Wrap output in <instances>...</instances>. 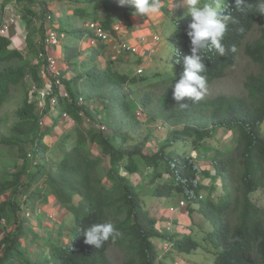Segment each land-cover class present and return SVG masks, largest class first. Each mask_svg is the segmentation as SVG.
<instances>
[{
	"label": "trees",
	"instance_id": "trees-1",
	"mask_svg": "<svg viewBox=\"0 0 264 264\" xmlns=\"http://www.w3.org/2000/svg\"><path fill=\"white\" fill-rule=\"evenodd\" d=\"M1 1L2 10V6L4 8L12 0ZM170 1L161 0V11L166 14L164 6ZM76 2L81 5L74 12L79 19L100 21L108 32L116 22H128L134 17L133 9L121 6L119 0ZM258 2L242 0V7L237 10L236 0H223L235 23L229 24L222 43L226 48L234 45L237 51L223 57L211 48L204 51L206 71L202 75L207 77L209 87L235 65L237 54L244 47L247 58L261 71L246 78L245 96L218 95L196 103L187 97L180 102L173 99L174 83L183 71L182 58L190 54L186 31L191 17L185 13L176 21V29L170 36L175 48L170 63L177 67L178 75L159 72L154 74L155 82H152L122 73L115 68L116 63L110 61L103 71L94 66L66 81L74 101L62 100L60 107L75 119L76 126L63 134L59 143L61 155L56 164L50 166L46 163V153L51 148L45 139L57 125L54 122L41 125L38 103L30 98L31 91L26 83L29 77L35 86L43 85L41 67L33 64L36 57L28 59L12 48L9 37L0 35V109L19 88L24 94L23 105L16 113L20 122L13 128L16 137L1 138L0 148H12L22 144L18 138H25V142H32L34 155L30 158L25 148H20L19 159L23 160V165L19 166L18 159L15 160L12 165L16 171L12 178L0 179V198L9 194V199L0 203V224L3 217L9 221L14 217L15 222L12 229H3L0 264H112L108 252L110 244L124 251L125 264H164L159 261L161 247L155 241L167 240L171 242V249L166 256L173 252L197 253L203 246L200 240L191 235L179 239L159 230L157 219L146 210L141 191L130 178L139 173L143 185L151 188L154 198L172 201L188 198L190 205L197 203L192 213L202 215L211 226L210 230H204L202 238L214 257L212 264H264V209L253 199L255 193L264 189V16L257 12ZM100 10L105 12L104 19L99 16ZM26 11L31 17L22 14V19L30 27V19L39 20L40 16L30 9ZM47 12L45 9L44 14ZM257 25L259 36L249 42ZM69 34L81 38L84 35L73 31ZM25 40L29 53L37 56L31 32ZM80 54L78 48L68 47L64 59L68 64H78L81 63ZM86 62L93 64L95 59ZM144 82H149L147 87L153 92L160 90V96L145 91L136 99L129 88ZM80 93L89 103L105 101L104 112L95 117L90 107H78L76 101ZM141 109L150 120L162 121L165 127L173 128L160 148L151 153L146 152L149 139L133 149L126 148L131 132L142 122L138 114ZM81 111L95 122L90 129L82 128ZM100 124L112 135L107 137L101 132ZM24 126L28 129H23ZM179 126L183 129H178ZM220 130L232 136L231 144L223 150L207 143L216 139ZM71 143L73 146L68 150ZM93 146L100 148L101 154H91L89 149ZM192 150L214 154L207 161L215 174L211 168L198 165L189 154ZM105 158L108 159L106 173ZM201 178L219 179L225 198L220 196L215 200V190L203 185ZM206 191L209 196L201 199ZM19 196H24L23 202L19 201ZM51 198L73 215L74 223L61 222L62 229L47 231L48 239H44L32 229V219L22 215L21 210L26 207L35 214L38 206L47 205ZM44 218V214L39 215L37 220L43 223ZM103 221L112 222L119 232L115 242L110 239L100 248L86 244L83 230ZM67 230L70 234L65 233ZM54 234L58 239H54ZM65 238L69 239L68 244L62 241ZM26 240L29 246L25 245ZM31 247L37 248L33 255Z\"/></svg>",
	"mask_w": 264,
	"mask_h": 264
},
{
	"label": "rangeland",
	"instance_id": "rangeland-1",
	"mask_svg": "<svg viewBox=\"0 0 264 264\" xmlns=\"http://www.w3.org/2000/svg\"><path fill=\"white\" fill-rule=\"evenodd\" d=\"M49 2L50 3H46L45 5H51V4H54V2H56L57 4H61L60 6L62 9H64V6H65V10L73 11V12L77 9V7L81 6L76 2V0H53V1H49ZM202 2H204V1L202 0ZM178 4H179V2L175 1V0H171L170 2L165 4L164 7L167 11V14L165 11H163V13L166 14L165 20L162 21V23H160L158 25H151L152 27L154 26V29H152L151 26L149 27L152 29L151 37H153L154 35H160L162 37V42L158 43L155 46V48H154L155 52L152 54L151 59L148 62L144 63L143 74H140V75L136 74L139 66L141 64H143L139 55L126 54L123 52H120L119 54H117V53H112L111 50L110 51L106 50L103 54V57L99 58L98 55H96L95 57H92L91 52L93 50H87V52L81 53L82 55L80 58H81L82 66L75 67L74 76L75 75L77 76L81 73H84L88 69L89 70L92 69L94 66H97L100 70L103 71L107 68L108 63L110 61H113L111 59L112 57H116V60L114 61V63H116L115 68L119 69L122 73H128L131 75L139 76V77H141V79L146 78V79H149V81L155 82V80H153L154 74L159 73V72L160 73L162 72V73L168 74V75H170V74L171 75L175 74V76L178 75L179 71H178L177 67L170 63V59H171V57L175 51L174 46L170 42V36L176 29V21L181 20V18H183L184 14L187 12V9L184 7L178 8ZM17 11L20 12L19 8H17ZM23 14H24V12H23ZM172 15H173V17H172ZM25 16H29V18L31 17L29 13H27V15H25ZM99 16L101 19H104L105 18V12L103 10H100ZM142 18H145V17H142ZM79 20H81V19H79ZM30 21H31V26L34 25L35 27H38L40 25V21H37L36 19L35 20L30 19ZM76 21H78V20L76 19ZM133 22H134V20H133ZM78 23H79V25L84 27L85 22L83 20L78 21ZM123 25L125 26L126 24L123 23ZM31 26H30V30L33 31ZM63 28L67 30V28L65 26ZM77 32L84 33L85 38H86L85 40H87L88 34L85 30L77 31ZM258 36H259V27L257 25L255 27L254 31L249 36L248 41L249 42L254 41L256 38H258ZM24 37H27V32H24ZM11 39H12V37H11ZM70 40L72 43H74L76 40L75 36L72 35ZM85 40H83V42H86ZM151 40H152V38H151ZM12 42H13L12 48L18 49L19 51H21L23 53V55H25L28 59L32 60L36 57L32 53H29L27 42H26V40H24V38L20 41V39L14 37ZM89 42H90V40H89ZM67 43H70V42H67ZM88 56H89V58H88ZM87 58H88V61H90V59H96V60L93 64H91V63L86 62ZM33 62H34V60H33ZM260 72H261L260 68L257 67L256 65H254L252 63V61L247 58V56L245 55V49L243 47V48H241V50L238 54L235 65L230 67L227 70V72L225 73V76L222 79L217 80L213 85L207 87L206 93H205L203 98L204 99L205 98H213V97H216L218 95L245 96L247 94V91L244 87V83L246 81V78L251 74H258ZM167 78H168V76H167ZM26 79H27L26 80L27 87H28V89H30V91H32L35 85L29 77ZM160 81H161V79H159V82ZM148 83L149 82H144V83H141V84H138V85H135V86H132L129 88L131 91H133V93H135L134 96L136 97V99H139L140 98L139 96H141V94L144 93L145 91H149V92L154 93L155 97L160 96V94H161L160 90L157 92H153V90H151V88L147 87ZM84 90H85V92L87 91V89H84ZM88 92L89 91H87V93ZM23 101H24V94L22 93L21 88H19L15 93H12L9 100L6 102V104L3 106V108L0 109V139L3 137L15 139L16 134L13 133V128L15 125H17L20 122V120L16 116V113H17L18 109L20 107H22ZM105 105H106V102L103 100H96V101L91 103V107L94 110L95 117H99L100 113L102 114L104 112V110H102V109L104 108ZM99 109H100V111H99ZM38 111L40 113L39 109H38ZM140 120L142 122L140 123L139 127L136 130H133L131 132V140L128 142L126 148L127 149H133L136 146L142 145L146 139H149L148 143H147V151L146 152L151 153L154 150H158L160 148V146L163 144V142L167 139L170 131L173 128L170 126L165 127L164 123L162 121L150 120L148 118L146 112L140 117ZM91 126H94V124L90 123L89 121H86L84 124L82 123V128L90 129ZM57 127H59V128L61 127V131L63 133H61V131L59 132L58 130L56 132L53 131L52 134L50 136L46 137V139H45L46 143L51 148V150L48 151V153H46V158H47L46 163L48 166L56 164V162L59 159V156L61 155L59 143L63 139L62 134L69 132L68 130L71 131L74 129V127L71 129L67 128V126L65 124H58ZM23 129H28V126H24ZM178 129L182 130L183 126H179ZM263 130H264V125H263ZM124 131H126V130H124ZM111 135L112 134L110 132L106 133L107 137H109ZM59 136L61 137L60 140L57 139ZM17 140L20 141L22 144L18 143L16 145H14L12 148H10V147L0 148V179L5 178L7 180H10L12 178V174L16 171V169L12 165V163L15 160L18 159L17 164L19 166L23 165V160L19 159V155H20L19 149L20 148H25L29 157H30V155L32 157L34 156L33 155V144L31 141L25 142V138H18ZM231 140H232L231 133L226 132L224 130H220L216 136V139L209 140L207 143H209L212 146H216L217 148H220L223 150L225 146H228L231 144ZM71 146H73L72 143L67 147V149L68 150L71 149ZM89 151L91 154H93L95 156H98L99 153L101 154V150L97 146L90 147ZM189 154L192 155V157H194V156L197 157L196 162L198 163L199 166H201L205 169L211 168L212 173L215 174L214 168L210 167V165H209L210 162L207 161L208 157L209 156L214 157V154H207V153L205 154L201 150H192L189 152ZM107 162H108V159L105 158V160H104V166H105L104 167V173H106L108 171V167L106 164ZM34 163H35V161H34ZM124 175L126 176V174H124ZM130 178L133 181V184L138 187L139 191H141L140 192L141 196L143 197V199L146 203L145 208L147 211H149L151 216L155 217L157 219V221L159 222L160 217L157 216V215H159V214H157V210H159L161 212L163 209H165L164 212H167L166 214L169 215L168 208L171 205H173L174 200L173 201L171 200L172 201L171 203H168L167 201H165L162 204V201L166 200V198H162V199L154 198L153 192L151 191V188H148L146 185H143L142 176L140 173L134 174V175L130 176ZM207 180L208 179L201 178L203 185H206V187H213V189L215 190L213 198L215 200H217L221 196L224 199L225 198L224 196L226 194L224 195L223 189L221 187V181L219 179L214 180V181L213 180L207 181ZM153 187H155V185ZM24 189L26 190V188H24ZM207 195L209 196L207 191L202 193L203 198H205ZM23 197L24 196H19V201L23 202V200H22ZM8 199H9V194H5L4 196H2L0 198V203L2 201H7ZM253 199L258 203V205L261 208L264 209V189H261L257 193H255L253 195ZM50 201H51V204H50V202L47 205L40 204L38 206V209H37L35 214H33L29 210H27L26 207H23V210H21L22 215L26 214L27 216H29V218L32 219V229L35 232H37L38 234H40L41 237L44 239L45 238L48 239L47 231H53L54 232V231H59L60 229H62L61 225H60L61 222L67 221V223L64 222L67 225L70 223H74V217L72 214L69 215L65 210H63L61 208L59 209V207H57L56 200L54 198H51ZM188 204L190 205L191 202H188ZM193 205H195V207H197V203H194ZM160 207L162 209H160ZM65 212L69 216L64 214ZM43 214H44L45 218L43 220V223H40V221L37 220V218L39 215H43ZM200 216H202V215H200ZM21 217H23V216H21ZM195 218H196V220H194V221H197V220L202 221V219L198 218L197 216H194V219ZM3 219H4V222L0 224V227L2 229H4V227H7L8 229H12L13 225L15 223L14 217L12 218L11 221H9L7 218H4V217H3ZM199 226H204V222H199L197 225H195L194 232H192V233L195 234L196 239H198L202 242L203 246H202V248H200L198 250L197 253L191 255L188 259H189V261H191V264H212L214 257L211 253H209V247L207 246V244L204 242V240L202 238V237H204L203 229L201 230L199 228ZM158 227L159 228L161 227L162 229H167L171 233H173V228L169 227L168 225H162V226H158ZM207 232H206V234H207ZM0 233H2V231ZM65 233L70 234L69 230H67ZM182 237L183 236L179 237V239ZM30 238H31V236L29 237V239ZM54 239H58V235L54 234ZM28 241L27 240L25 241L26 246H29ZM62 241H64L65 244L69 243V239H67V238L63 239ZM155 244L157 246H159L160 242L155 241ZM167 247L169 250L171 249V245H168ZM30 249H31L30 250L31 255H33L37 251L36 247H31ZM169 250L166 251L165 249L164 250L161 249V251L159 252V256H160L159 261H164V264H172V261H171L172 260V254L169 255L168 257H166V255H165V253L169 252ZM108 252H109V258H110V261L112 264H125L126 255L122 249L115 247L113 244H110ZM209 260H211V262H209ZM158 264H160V262H158Z\"/></svg>",
	"mask_w": 264,
	"mask_h": 264
},
{
	"label": "built area",
	"instance_id": "built-area-1",
	"mask_svg": "<svg viewBox=\"0 0 264 264\" xmlns=\"http://www.w3.org/2000/svg\"><path fill=\"white\" fill-rule=\"evenodd\" d=\"M45 1L53 0H12L9 2L4 7V17L0 16V35L8 37L10 28L21 22L22 14L26 9H30L33 13L44 17V21H42L41 24L42 39L36 44L37 56L33 62L34 65L41 67V80L43 85L39 87L34 86L33 90L30 92V98L38 103L41 115V125H50L53 124L55 120H58L60 124H67V128L70 129L76 126V121L60 107L62 100H67L69 102L74 101L66 84V81L69 80L65 77L63 73L64 71L60 66V63L63 60L62 49L67 43L68 35L65 31L60 30L55 24V15L53 12L49 11L44 14L46 9ZM175 1L179 2V0ZM1 5L2 1L0 0V7ZM17 8H19L20 12L17 11ZM86 28L91 34L89 40L92 45L97 44V42H102L108 45H115L119 53L123 52L135 55H139L140 53V47L138 45L131 44L130 42L121 39V32L126 29V26H124L121 21L114 24L111 32L106 31L100 21H89L87 22ZM151 38L153 46L162 42V37L160 35H154ZM143 72L144 64H141L136 73L140 75L143 74ZM76 104L78 107L88 106L93 110L91 103L87 102L82 93L78 95ZM138 114L141 117L144 112L139 110ZM80 116L83 117V124L86 121L95 124V122L85 117L83 111L80 112ZM98 127L105 135L106 133H109L104 125L100 124ZM30 157L32 158L31 155ZM193 158L194 160H197V157L194 156ZM188 201V198L176 200L173 205L168 208L169 215H175L180 210L187 208ZM3 222L4 219L1 220V223ZM173 223L174 221L172 218L167 220V225L169 227H172ZM161 224L162 223L159 220L158 226H162ZM159 230L161 232L163 231L161 227ZM167 232L170 231L167 230ZM167 246L168 245L165 244L161 249L167 251L169 250ZM177 264H182V261H180V263L177 262Z\"/></svg>",
	"mask_w": 264,
	"mask_h": 264
},
{
	"label": "clouds",
	"instance_id": "clouds-1",
	"mask_svg": "<svg viewBox=\"0 0 264 264\" xmlns=\"http://www.w3.org/2000/svg\"><path fill=\"white\" fill-rule=\"evenodd\" d=\"M119 3L121 6H130L134 16L150 17L161 12V0H119ZM179 7L186 8L187 15L191 17L186 31L190 39V54L182 58L183 71L174 83L173 99L180 102L187 97L196 103L203 99L207 90V77L202 75L206 71L204 51L214 49L221 57L237 51L234 45L226 48L222 43L229 24L235 23V19L224 6L223 0H179ZM235 7L240 10L242 0H236ZM257 12L264 16V0H259ZM180 105L187 107L186 104ZM83 236L86 244L100 248L110 239L115 242L119 232L112 222L103 221L85 228Z\"/></svg>",
	"mask_w": 264,
	"mask_h": 264
},
{
	"label": "crops",
	"instance_id": "crops-1",
	"mask_svg": "<svg viewBox=\"0 0 264 264\" xmlns=\"http://www.w3.org/2000/svg\"><path fill=\"white\" fill-rule=\"evenodd\" d=\"M18 1H25V0H18ZM46 3H50V2L45 1V4ZM60 5L61 4H57L56 2H54V4H51V5H46L47 11L53 12V14L55 15L54 16L55 17V19H54L55 24L59 28H61V30H62V27L65 26L69 33H71L72 31L77 32V31L85 30L88 34L87 40H85L86 39L85 34L81 38L78 35H74V34L70 35L67 32V35H68L67 42H70V43H66V45L62 49L63 60L60 63V66L64 71L63 73H64L65 77L69 81L72 80L76 76V75L74 76L75 67L82 66V64L78 63V64H72L71 65L65 61V59H64L65 53H66V49L68 47L78 48L80 53L87 52V50H93L91 52L92 57H95L96 55H98L99 58L103 57V54L106 50H109V51L111 50L112 53L119 54V52L117 51V47L115 45H108V44H105L102 42H97V44L92 45L89 42V38L91 37V34L87 31V28H86L87 22H85L84 27H82L78 23V21H81V20H79V18L75 15V13H74L75 11L74 12L73 11H67V10H65V6H64V9H62ZM4 12H5V10H4L3 6H2V10L0 7V13H1L0 16L1 17H4ZM24 14L27 15V11H24ZM39 16H40V19L37 21H40V25L38 27H35L34 25H32L31 27H32L33 31H31L30 27L26 25L25 20L22 19L21 22H19L16 26H12L10 28L8 37L10 39L12 37L11 40H13V38L15 37V38L20 39V41H21L23 38L25 40L24 32H27V34L29 32H31L35 45L37 43H39L42 39L41 24H42V21H44V19H43L44 17H42V15H39ZM165 18H166V14H164L163 11H161L158 15H153V16L145 17V18H142L139 16H134V17H131V19L128 22H122V23L126 24L125 25L126 29H124L121 32V39L124 41H128L131 44L138 45L140 47L139 57L141 58L143 64L145 62H148L151 59L152 54L155 52L154 48L156 45L153 46L152 41H151V34H152L151 32H152V29H154V26L152 27L151 25H158V24L162 23V21H164ZM76 19L78 21H76ZM133 20H134V22H133ZM150 26L152 29L149 28ZM63 30H64V28H63ZM72 35H74L76 38L74 43H72L70 40ZM83 40H85L86 42H83ZM81 55L82 54H80V57H81ZM88 58H89V56H88ZM88 58H87V60H88ZM111 59L113 61H115L116 57H112ZM54 123H56V125L60 124L58 120H55ZM65 125L67 126V124H65ZM57 130L60 132L61 127L60 128L56 127L55 132ZM61 133H63V132L61 131ZM60 138L61 137L59 136L57 139L60 140ZM207 181H211V180H207ZM165 201H167L168 203L172 202L171 200L166 199V200L162 201V204ZM49 202L51 204V201H49ZM56 204H57V202H56ZM57 207H59V209L61 208L64 210V208L58 204H57ZM194 208H196L195 205H189L187 208L180 210L175 215H167L166 214L167 212H164L165 209H163L161 212L159 210H157V214H159L157 216L160 217L159 220L162 223L161 225H167V220H169L171 218L174 221L173 226H172L173 233L167 232V229H162L163 230L162 232L165 234H169V235H173V236H177V237H181V236H185V235H191L193 238L194 237L196 238L195 234H193L192 232H194L195 225H197L199 222H204V226H199V228L201 230L203 229V233H204V230H210L211 226L203 218V216H200L197 212L192 213V209H194ZM160 209H162V208L160 207ZM64 214L68 215L66 212ZM194 216L201 218L202 221H199V220L194 221V220H196V218L194 219ZM63 222H65V221H63ZM1 231H2V233H0V239L2 238L1 236L3 234V229L0 227V232ZM165 244L171 245V242L168 240L167 241H161L160 247L164 246ZM168 256H166V257H168ZM190 256L191 255L173 253L172 254V260H171L172 264H177V262L180 263V261H182V264H191V261H189V259H188ZM209 262H211V260H209Z\"/></svg>",
	"mask_w": 264,
	"mask_h": 264
},
{
	"label": "bare ground",
	"instance_id": "bare-ground-1",
	"mask_svg": "<svg viewBox=\"0 0 264 264\" xmlns=\"http://www.w3.org/2000/svg\"><path fill=\"white\" fill-rule=\"evenodd\" d=\"M250 9V8H249ZM261 16V15H260ZM250 24V23H249ZM251 27V26H250ZM242 28V27H241ZM250 29V28H249ZM248 30V29H247ZM238 55V54H237ZM137 74V73H136ZM138 75V74H137ZM218 175V174H217ZM224 178H225V176H224Z\"/></svg>",
	"mask_w": 264,
	"mask_h": 264
}]
</instances>
